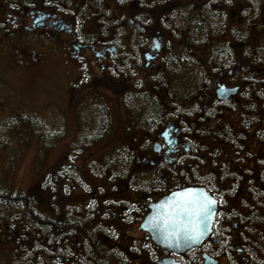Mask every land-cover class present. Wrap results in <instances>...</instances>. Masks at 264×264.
<instances>
[{
    "label": "flooded vegetation",
    "instance_id": "af4514ba",
    "mask_svg": "<svg viewBox=\"0 0 264 264\" xmlns=\"http://www.w3.org/2000/svg\"><path fill=\"white\" fill-rule=\"evenodd\" d=\"M263 8L0 0V39L73 52L88 81L72 93L98 97L95 138L71 140L79 148L59 156L48 185H35L52 219L35 221L25 240L44 248L33 249L36 264H264ZM185 189L210 195L213 221L192 246L159 243L145 222ZM38 194L20 202L21 214H41Z\"/></svg>",
    "mask_w": 264,
    "mask_h": 264
},
{
    "label": "rangeland",
    "instance_id": "374dc122",
    "mask_svg": "<svg viewBox=\"0 0 264 264\" xmlns=\"http://www.w3.org/2000/svg\"><path fill=\"white\" fill-rule=\"evenodd\" d=\"M7 37L0 39L4 43L0 47V264H36L33 249L44 248L36 244L32 249L30 239L25 243L36 229L35 222L21 214V199L25 195L32 205L29 197L38 194L35 185H48L59 156L79 148L78 144L69 147L71 140L95 138L90 114L98 108L93 102L98 97L72 93L88 81L85 74L82 77L84 69H76L73 52L65 53L47 39L35 45L26 39L25 45L15 48L13 36ZM77 96L83 98L79 109L73 108ZM26 115L29 122H24ZM36 124L41 126L36 129ZM40 198L42 212L36 214L47 217L49 224L47 196Z\"/></svg>",
    "mask_w": 264,
    "mask_h": 264
},
{
    "label": "water",
    "instance_id": "95a60500",
    "mask_svg": "<svg viewBox=\"0 0 264 264\" xmlns=\"http://www.w3.org/2000/svg\"><path fill=\"white\" fill-rule=\"evenodd\" d=\"M188 189L177 190L162 198L154 207L146 222L153 232L154 238L170 247H189L202 237L200 229H207L215 213L214 201L204 191L192 189V195L198 198L200 211L194 205L188 210L183 207L186 198L182 196ZM207 201H213L207 204ZM193 227L195 232H193Z\"/></svg>",
    "mask_w": 264,
    "mask_h": 264
},
{
    "label": "snow or ice",
    "instance_id": "6c2138e0",
    "mask_svg": "<svg viewBox=\"0 0 264 264\" xmlns=\"http://www.w3.org/2000/svg\"><path fill=\"white\" fill-rule=\"evenodd\" d=\"M192 192H193L192 189H188L185 193L182 194V196L184 198H186L185 201H184L183 207H184L185 210H188V206L189 205H194L195 208H196V211H200L201 208L199 207V205L197 203L198 198L194 197L192 195ZM206 203L207 204H211V203H213V201H207ZM193 232H195V228L194 227H193Z\"/></svg>",
    "mask_w": 264,
    "mask_h": 264
},
{
    "label": "trees",
    "instance_id": "16d2710c",
    "mask_svg": "<svg viewBox=\"0 0 264 264\" xmlns=\"http://www.w3.org/2000/svg\"><path fill=\"white\" fill-rule=\"evenodd\" d=\"M31 120V118H30V115H26L25 116V119H24V122H29ZM36 122V121H35ZM39 126H41V124L40 125H38V124H36V129L37 128H39ZM2 194V193H1ZM3 194H5V193H3ZM2 194V195H3ZM7 195H8V193H7ZM9 197H12V196H9ZM22 200V202H24L25 201V207H28L27 205H28V202L26 201V198H25V195H24V197L21 199ZM27 218H28V220H31L32 219V221H38V220H40L41 222H40V224H39V226H45V224H48V220H46L47 219V217L45 218V217H42L41 219H40V217H39V215H30V216H28L27 215ZM49 219V218H48ZM31 224V222L29 223V225Z\"/></svg>",
    "mask_w": 264,
    "mask_h": 264
}]
</instances>
